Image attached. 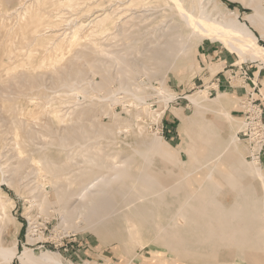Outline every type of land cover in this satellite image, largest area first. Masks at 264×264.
Listing matches in <instances>:
<instances>
[{
	"label": "rangeland",
	"instance_id": "374dc122",
	"mask_svg": "<svg viewBox=\"0 0 264 264\" xmlns=\"http://www.w3.org/2000/svg\"><path fill=\"white\" fill-rule=\"evenodd\" d=\"M57 1L64 2L66 0ZM128 1L129 0H84L83 2V0H79L77 5L72 8L74 11L67 7H63L60 11L56 10L55 16L56 19L58 18V27H56L57 29L55 28L56 30L54 29L56 32L51 29L52 27L50 28L49 25H47L49 30L47 29V26L44 28L45 30L43 34L46 37L44 43L47 45L49 50H53L60 42L64 41V43H68L69 41L73 40L75 34L74 32L77 28H80L78 36L79 41L77 40L76 42L79 45L77 44L74 46L75 48L65 47L62 52L64 58L71 59L75 54L74 52L81 51L82 49L85 50V46L94 41L103 45L105 50L108 48V51L112 52L123 51L126 49L123 47H127V44L135 40L136 35L140 33V29H138L140 20L135 17V13L139 15L141 10H136V7H129ZM146 2H151L152 5L157 3L156 0H146ZM217 2L220 4V6L223 5L221 8L224 7L225 10L226 8H229L239 12V20L244 23H248L245 17L246 14L252 13V8L245 5L240 0H217ZM17 4L18 0L10 4L9 13L12 14L13 9L18 7ZM205 4L209 5H206L208 6L207 10H213L214 7L212 3L209 4L208 2H205ZM1 5L2 3H0V8L2 7ZM79 8L81 10H79ZM82 8L84 10H82ZM159 8L158 14H170L169 10L168 12L164 11L165 8L163 4H161ZM1 10L3 11V8ZM1 12L0 193L4 192L1 193V195L4 194L2 196L5 197L7 201H9L8 204H10L11 207H8L9 218H6L0 211V245L5 248H12L18 245L19 252L23 251L25 248H30L36 255L48 250L56 254L65 264H248V261L244 260L241 255H234V253L231 255V248L226 243L217 244L215 246L216 249L214 251L216 254H213L212 252L206 254H178L165 248L163 244L159 242L156 243L155 241H150L152 236L148 233L145 235L146 237L144 240L140 242L141 244H135L138 247L133 248L132 244L134 243L128 242V237L125 230L126 225L123 218L129 213V211L127 208L123 207L125 199L120 194L128 193L126 188L120 192H113L116 194L110 208L118 207L121 213L114 217V219L109 220L108 223H102L101 225H98L96 228H94L88 224L89 221L83 216H77L72 224L65 223L63 222L66 213L64 210V204H58L57 201H59V199L56 197L57 191L54 190L52 187L53 185H49V183H51L53 180V177L46 175V177L50 176L46 179L44 174H39V176L37 173L36 175L34 172H32L34 170L33 165L31 161H28L27 157L31 156L32 158L37 159L39 156L45 153L49 155L50 158L60 163H65L66 155L61 153V149L59 147L61 144L60 139L68 137L69 135L71 136L73 134H79L78 132L82 133L83 129L86 131L88 130L87 132L90 133L92 130L93 133H95V131L104 133L102 138L100 136L101 134L98 135V142L103 141V144L100 142L101 146L104 145L103 149L106 148L104 151L108 152L109 149L111 152L118 150V152L120 151L121 156L124 158L132 156L133 153L131 151H133L132 149L135 147L148 144L151 141L150 139H152L154 136H159L162 137L163 144L156 149L158 152L154 157V167L160 181L166 184L168 189L171 188V190H169L167 193H172L171 197L174 199V205L171 208L161 212L165 217H170L174 213L178 205L176 202L180 201L185 193H210L209 186L211 185V182L205 181V179L212 168H214L212 174L213 180L222 189H224L223 193H238L247 187L250 188L248 191L254 190L255 193H258L262 197L264 195V187L262 186L261 181L256 178V176L250 170H248L247 167L249 163L256 162V164L258 163L262 168L264 173V163L260 159L252 160L249 157L251 153V147L249 143L238 136L243 127V114L231 112L230 108L233 106L231 105L229 107L230 101L229 99H226V97L223 98L221 102H217V98L214 99L215 96H209L207 91H204L203 95L208 101H204L203 104H206L208 108L205 105L206 109L197 115L196 106L193 104L189 96H196L197 92L203 91V89L199 86L201 85L202 80L207 77L205 76V73L210 71V74L214 75L218 71L222 70L225 65V57L228 58V60L231 59V62L237 65L226 68V70L236 69V71L230 76H238V85L242 84L246 87V91H252L256 83L255 81L253 82L251 71L247 69L246 66L259 65L257 68H260L262 66L264 67L263 62L258 58H253L252 56L250 57V55L241 57L238 53L231 52L225 45L219 42H212L208 40L201 41L199 39L196 43H194V49L191 50L193 51L192 54L189 53V59L186 60L184 55L179 57L175 62V65L170 70L169 66L167 67L168 69L166 68V64L161 66V69L158 70V73L157 70L148 71L149 73L147 74L144 72H141V74L139 71L138 73L140 74H137L136 72L135 76L132 75L133 77L131 79H133V83H139L141 88L143 86L142 89L146 90L148 88L145 93L147 96L144 95L142 102L137 100V103L135 97H133L134 95H131L132 91H129V94L127 91V93H122V91L124 92L125 90H121L119 87L122 80H124V76H120L119 71L116 68H113L109 75H105L99 71L91 72L88 76V79L89 77L90 79L83 82V86L85 85L84 90H87L85 91L86 93L84 90L80 91V89L78 90L79 92H73L67 90L64 87L61 88L62 84H59L60 80L63 79L61 76L65 75L66 77L65 73L70 70L69 67H74L71 69L73 72L75 68L76 70L84 69L86 66L84 62L85 57L81 60L76 58L74 60V64L76 63L75 65L72 64L71 66L72 62L65 60L63 62L61 61V63L59 62L57 64V68L50 69V67L45 66L46 63H49V60L41 58L45 54L44 48H28L21 44V35H19V37H9L5 33V31L2 29L3 25H5L7 28L9 26L12 28L16 27L20 19L17 16L13 17L14 15L11 16L10 14L5 16V14ZM103 12H106L107 14L110 13L114 18V23H116L118 26H112L110 35H108L107 32L103 33L102 35L100 32L97 36H90V29H87V27H89V25L91 27L93 18L98 15L106 14ZM8 16L11 17V20L14 18L15 21H11ZM5 19L8 20L5 21ZM159 20H161V18H159L157 21ZM82 23L85 26H83ZM80 24H82V26ZM251 28L257 36L258 33L261 35L264 31L263 29L261 30V28L264 27ZM143 32L144 30L142 33ZM99 35L101 36L99 37ZM52 36H57V38H53ZM110 39L113 40L111 41ZM143 40L145 41V38ZM143 40L140 41L142 43L134 44L136 48H134L131 52L133 56L131 53H129L127 54V57L130 56V58H134L137 61V66L139 63L143 64L147 58L146 60L148 61H146V63L143 65H148L147 67H150L153 65V62H150L148 59V53H144V48L141 49L144 54L139 50L140 48L144 47V45H147V42L143 45ZM19 41H21L20 44L18 43ZM107 41L109 44H114V46H106V44L109 45ZM259 44L264 46V38L262 40L259 39ZM49 46H51V49ZM113 47H115L117 50L115 49L116 51H114ZM110 48L112 49L110 50ZM136 49L138 50L137 52ZM85 51L84 52L88 54V58H91L93 52L89 50ZM207 52L210 55H206ZM28 54L33 57L31 58L32 61L31 59H26ZM95 54L99 55L98 52H94L93 57ZM9 58L11 61H9ZM25 64H27V66ZM42 65L46 68L42 67ZM129 65L131 66L132 63ZM241 67L243 68L240 70ZM13 68L14 70L12 72ZM64 68H66V71ZM166 69L168 70L167 73L165 72ZM243 70L248 72L249 77H251V81L247 83L242 82L243 76H241V73ZM262 72H264V68ZM151 73L155 74L153 75ZM149 76L151 79H149ZM72 79H76V77H73ZM89 81L92 83V85L90 87L88 84L89 86L86 87V84ZM162 81L163 85H165L164 87L168 91H171L170 94L173 96L168 102L165 101V99L162 98L158 92V88L160 87ZM85 82L86 84H84ZM103 82L106 84H103L104 88L109 86L110 90L106 88L109 93L111 90L116 89H120V93H118L119 90L117 92L114 91L116 94L112 91L115 98L111 97L112 93H110L111 95L107 94V90L104 92L105 89L97 87L99 83ZM98 89L99 91H97ZM261 92L264 96V89L261 90ZM132 94L134 93L132 92ZM82 96H84V99ZM257 97L258 96L255 95V98ZM144 101H146V104H144ZM238 103L239 100L236 102L235 107H237L235 109L243 110L241 107L242 105L238 107ZM87 104L89 105L87 106ZM86 106L89 108H87V115H85V128L82 129L79 126L77 122V116L75 117L73 111L75 108L77 109L79 107L78 109H80ZM148 106L150 107L147 108ZM54 111H58V114L62 118L61 121H54ZM224 111H227L230 119H227V117L223 116ZM113 115L115 117H113ZM189 118L197 120V123L189 127ZM95 120L98 122H94ZM15 121H23V124L17 123L13 125L12 123ZM98 124H100L99 127ZM46 125L50 128H47ZM102 126H106V130H103L104 128ZM114 127L115 134L113 135H115V138L112 137V135H110V133L107 131L113 129ZM117 129L120 132H118ZM17 131L23 137H26L25 140L27 142H30H28L29 144L26 142V147L24 148L26 154H24L25 157H23V159H25L27 162L21 169L23 172L20 171L19 174H14V176L11 174L13 169L12 166H17V159H19L15 158L17 157L18 149L15 138ZM66 131H68L69 134ZM71 131L73 132L71 133ZM86 131L83 130V132ZM98 132L97 134H99ZM140 133H143L144 135H141ZM70 136L68 138H71ZM231 136L238 137V141L235 146L230 145ZM32 137L33 139H31ZM110 142L114 143L110 144ZM228 145H230V147L226 148ZM72 146L73 144L70 139L68 147L72 148ZM36 148H39V151ZM127 149L128 151H124ZM34 151L35 153L32 155V152ZM27 152L29 154H27ZM9 157H11V163L9 162ZM77 161L80 162V164L82 163V159ZM8 162L12 165H10ZM238 162H240V164L239 166L235 165L237 170L234 171V174L232 171H230L231 169L227 164H237ZM137 165L138 163H136L133 168H136ZM9 169L11 171H9ZM24 170L26 171L25 173ZM189 171L191 174L189 177H187L186 181L182 183L183 187H179V185H182L178 183L179 178H184L189 173ZM23 174L28 176L27 179ZM18 175H20V177ZM227 175L231 176L232 182L235 186V191L227 190L224 180V177H228ZM241 176L244 177L243 180L240 179ZM62 183L63 182L60 181L59 184ZM249 183H253V186L249 185ZM198 187H200V189H197ZM179 189L181 190L179 191ZM201 199H203L202 196ZM122 237L124 241L122 240ZM124 242L126 244H124ZM125 245L127 246L128 251H126ZM131 245L132 248H130ZM134 249H136V252ZM132 252H135L134 256L131 255ZM249 255L252 254L249 253ZM0 264L23 263L18 257H16L11 263H3V261L0 259Z\"/></svg>",
	"mask_w": 264,
	"mask_h": 264
},
{
	"label": "bare ground",
	"instance_id": "6f19581e",
	"mask_svg": "<svg viewBox=\"0 0 264 264\" xmlns=\"http://www.w3.org/2000/svg\"><path fill=\"white\" fill-rule=\"evenodd\" d=\"M15 1L16 0H0V3H2L0 12L2 11L1 9L3 8V11L1 13H4L5 16L7 14H10L11 16L14 15L13 17L17 16L20 19L16 27L12 28L8 25L10 28L9 27L7 28L5 25H3L2 29L9 37H13V36L19 37V35H21L22 42L19 41L18 43L20 44L21 42L23 46H26L28 48L31 47L44 48L45 54L41 58L45 60H49V63H46L45 66L50 67V69L57 68V64L65 60H67L68 62H72L71 63L72 66L76 58L78 60H81L85 57L84 62L86 66L84 67V69L76 70L75 68L73 72V70L71 69H73L74 67L73 68L69 67L71 71L69 70L67 73H65L66 77L65 75H63L65 78L60 75L63 78L60 80L59 83L62 84L61 88L64 87L67 90L73 92L78 91L79 89L80 91L84 90L85 85L83 86V82L90 79V77L88 79V76L91 72L99 71L105 75H109L112 69L116 68L118 69L120 76L121 75L124 76V80H122L121 77L122 82L120 83V87H119L121 90H125L124 92L122 91V93L128 92L129 94V91H132L134 94H132L131 92V95H134L133 97H135L136 101L138 100L142 102L146 90L148 88L144 86L145 88H147L145 90L142 89L143 86L142 88L140 87L141 85L139 83H138L139 85L135 82L133 83V79H131L133 77L132 75L135 76L136 72L137 74H140L141 72L147 74L149 73L148 71H154V70H157L158 73V70L161 69V66H164L166 64H167L166 68L169 66V70H170L175 65V62L178 60L179 57L184 55V58L186 60L189 59L190 57L189 55L192 54L193 52L191 50L194 49L193 45L199 39L201 41L208 40L212 42H219L225 45L227 49H229L231 52L238 53L241 57L250 55V57L252 56L253 58L260 59L264 64V46L259 44V37L254 33V31L251 28V27H255V28L264 27V5H263L264 0H240L245 5L252 8V13L246 14L245 17L248 23H244L239 20L238 18L239 12L235 10H231L226 7H225L226 10L224 9V7L221 8V6L223 5L220 6L217 0H156L157 3H155L154 5H152L151 2H146V0H129L128 1L129 7H136V10H141L140 11L141 13L139 15L135 13V17L140 20L139 28H138L140 29V33L136 35V39L129 42L127 44V47H123L124 49L125 48L126 49L120 52L108 51V48L107 50H105L103 45H101L100 43L96 41L90 42L85 46L86 47L85 50H89L93 53L98 52L99 55L95 54V56L93 57V53H92L91 55L92 57L88 58V54L85 53L86 51L81 48L82 49L81 51H78L76 49L78 52H74L75 54L72 57L73 59L64 58L62 52L65 49V47L72 48L78 44L76 42L77 40L79 41L78 36H79L80 28H77L76 31L74 30L75 34L73 40L69 41L68 43L67 42L64 43V41L60 42L58 45H56V47L53 50L51 49V46H49L51 49L49 50L47 45L44 43L46 37L43 34V32L45 30L44 28L47 25H49L50 28L52 27L51 29L53 30L56 27H58L57 25L58 18L56 19L55 16L56 10L60 11L63 7L71 8L72 10V8H74L75 5H77V2L79 0H66L64 2L57 0H18V4H17L18 7L13 9V12L11 14L9 13L10 11L9 7L10 4ZM203 2L204 4L205 2H208L209 4L212 3L214 7L213 10L212 11L210 10L211 12L207 10V7L209 5L208 4L204 5ZM161 4L164 5L165 8L164 11L166 12H168V10L170 11L169 15L167 14L160 15V13L158 14V9H160L159 7ZM79 10L81 9L79 8ZM82 10L84 9L82 8ZM72 11H74V9ZM5 16L3 15L4 18ZM10 18L11 17H9V19ZM159 18H161V20L157 21ZM6 20L8 19H5V21ZM12 20H14V18ZM92 22L93 23L91 27L90 25L89 27L86 26L87 29L88 28L90 29V33H89L90 36H97L98 33L100 32L102 33V35L105 32H107L108 35H110L112 26H118L116 25V23H114V18L111 16L110 13L98 15L95 18H93ZM82 24L80 25L82 26ZM83 26L85 25L83 24ZM47 29L49 30L48 26ZM262 29L264 30V28H261V30ZM143 30L144 32L142 33ZM100 36L101 35H99V37ZM52 37L57 38V36H52ZM261 37L264 38V31L261 34ZM144 38L145 41L143 40ZM110 40L112 41L113 39ZM142 40L144 41L143 45L146 42L147 45H144V47H142L143 46L142 45L141 46L142 48L139 47L140 45L137 47L140 48L139 49L140 51H142L141 49L144 48V53H148L147 54L148 59L150 60V62H153V65L150 67H147L148 66L147 64H146L147 66L143 65L144 63H146V61H148L146 60L147 58L146 59L144 58L145 55L143 57L145 59V62L143 64L139 63L138 66H137V61L134 58L132 57L130 58V56L127 57V54L131 53L132 50L136 48L134 44L142 43L140 42ZM110 45L114 46V44H109V45L106 44V46L111 47ZM113 48L114 51L117 50L115 47ZM111 49L112 48H110V50ZM137 51L138 50L136 49V52ZM141 53H143V51ZM31 58L33 57L30 54H28L26 59L30 60ZM9 61H11V59ZM129 62L132 63L131 66L129 65L130 64ZM27 64L25 65L27 66ZM43 65L42 67H45ZM13 70L14 68L12 69V72ZM64 70L66 71V68H64ZM166 70L165 72L167 73L168 70L167 71ZM139 71L140 73H138ZM155 73H151V74L154 75ZM12 76H16V75H12ZM72 76L76 77V79H72L73 78ZM149 79H151L150 76ZM84 84H86V82ZM88 84L91 87L92 83L90 81L87 82L86 87L89 86ZM103 84L105 83L104 82L99 83L97 87L105 89L104 90L105 92L107 90L106 88L109 89V86L104 88ZM135 84L137 85V87ZM164 86L165 85H163V81H162L160 87L158 88V92L159 95L162 98H164L165 101L168 102L170 99H172L173 96L172 94H170L171 91H168ZM120 89H118L119 90L118 93H120ZM118 90L117 89L111 90L110 93H112V91L117 92ZM85 91L87 90H84V92ZM97 91H99V89ZM49 92H53V91H49ZM110 93L108 91L107 94ZM114 93H112V95ZM203 94L204 91H201V92H197L196 96H192V95L189 96L193 104L196 106L197 115L203 112V110H205L206 107L208 108L206 104H205L206 107L203 104L204 101L205 102L208 101ZM112 95L111 97L115 98V96ZM224 95L220 94L217 97V102H221L222 99L224 98ZM83 97L84 96H82V98ZM144 104H146V101H144ZM88 105L89 104H87V106ZM87 106L78 109L80 107L79 105V107L77 109L75 108L73 111V114L75 115V117L77 116V120H78L77 122L82 129L85 128L84 120H85V115H87L86 113L87 108H89ZM149 107L150 106H148L147 108ZM39 109L41 110L40 107ZM146 109H145V113H146ZM53 114H54L53 115L54 121H61L62 118L58 114V111H54ZM223 116L227 117V119H230L227 111L226 112L224 111ZM113 117L115 116L113 115ZM94 122H98V121L95 120ZM17 123L23 124V121H15L12 124L14 125ZM195 123H197V120H193L190 118L188 119L189 127H191V125L193 126ZM100 124H98V127L100 126ZM105 127L106 126L103 127L104 128L103 130H106ZM47 128L50 127L48 126ZM114 129L115 127L113 129L107 130L108 133L112 135V137L115 136L113 135L115 134ZM83 130L86 131L85 129ZM83 130L82 133L78 132L79 134L76 135L73 134L71 136L69 135L71 138H68L69 137L68 136L63 139H60L61 144L59 147L61 149V153L66 155L65 163L63 162L60 163L50 158V156L45 153L39 156L37 159L32 158L31 156L27 157L28 161H31L33 165L34 170L32 172H34L35 174L37 173L38 175L44 174L45 175L44 177L46 179L49 178L50 176L53 177V180L51 181V183H49V185L50 184L53 185L52 187L54 188L55 191H57L56 197H58L57 199H59V201H57L58 204L59 203L64 204V210L66 213L63 222L72 224L77 216L78 217L83 216L85 217L86 220L89 221L88 224L94 228H96L98 225H101L102 223H106V222L108 223L109 220L114 219V217H116L118 214L121 213L118 207L110 208L112 206L116 194L113 192H120L121 190L126 188L128 193H124V194L120 193V194L125 199L123 207L127 208L129 211V213L125 215L123 218H124V223L126 225L125 230L127 233L128 242L134 243L132 244L133 248L138 247L135 244L139 243L138 245H140L141 244L140 242H142L146 237L145 235L149 233L152 236L150 241H155L156 243L159 242L163 244L165 248L178 254L179 253L206 254L211 252L213 254H216V252L214 251L216 249L215 246L217 244L226 243L231 248L230 249L231 255L232 253H234V255H241L244 260L248 261V264H264V195L261 197L258 193H255L254 190L248 191L250 190V188L247 187L238 193H223L224 189H222L213 180L212 174L214 168H212V170L209 172V174L206 176L205 179V181L211 182V185L209 186L210 193H185L183 195V198L180 199V201L176 202L178 205L174 213L170 217H165L164 215H162L161 212L163 210H167L171 208L174 205V199L171 197L172 193H167L169 190H171V188L168 189V186L160 181L154 167V157L155 154L158 152V150L156 149L157 147L163 144L162 137L152 136L153 138L150 139L151 140L150 143L135 147L134 149H132L133 151H131L133 153L132 156L124 158L121 156L120 151L118 152V150L113 152H111L110 149L108 150V152L104 151V149L106 150V148L103 149L104 145L101 146V143L103 144V141H100L101 143L98 142V135L101 134L100 136L102 138L104 133L101 132L99 133L97 131L99 133L97 134L96 131L95 133H93V130L91 133L87 132L88 130L86 132H83ZM73 131H71V133ZM141 135L144 134L142 133ZM15 138H16V146L18 147L17 157L15 158H19V159H17L18 165L17 166L13 165L12 171L9 169L12 175L19 174L20 171H22L21 169L25 166V163L27 162L25 159H23V157H25L24 154H26L24 149L26 147V142H27L25 140L26 137H23L17 131ZM31 139H33V137ZM70 139L73 144L72 148H70L71 146L68 147ZM237 141H238V137L236 136L230 137V145L235 146L237 144ZM112 143L114 142H110V144ZM230 145H228L226 148H229ZM107 148H111V147H107ZM36 149L38 150L39 148ZM124 151H128V149ZM33 153H35V151L32 152V155H34ZM27 154L29 153L27 152ZM11 157L8 158L10 163L12 161L10 160ZM79 159H82L81 164L80 162L77 161ZM136 163H138V165L136 166V168H133ZM239 164L240 162H238L237 164L234 163L227 165L230 167L231 169L230 171L234 173V171L237 170L235 165L239 166ZM247 169L250 170L256 176V178H258L261 181V184L264 187V173L262 171V168L259 166V164L258 163L256 164V162L249 163ZM25 172L26 171L24 170V173ZM190 174L191 173L189 171V173L184 178H179L178 183L179 184L184 183ZM46 175H50V176L46 177ZM18 176L20 177V175ZM24 176H26V174ZM27 177L28 176H26V179ZM243 178H244L243 176L240 177L241 180H243ZM224 180L227 190L235 191L234 190L235 186L234 183L232 182L231 176L224 177ZM60 181L63 183L59 184ZM252 184L253 183H249V185L253 186ZM179 187L182 188L183 184L179 185ZM197 189H200V187H198ZM180 190L181 189H179V191ZM1 193H0V211L6 218H9L8 207L10 206V204H8L9 201H7L6 198L2 196L4 194L1 195ZM201 196L203 197V199H201ZM122 240L124 241L123 237ZM124 244L126 243L124 242ZM132 245L130 246V248H132ZM125 247H126V251H128L126 245ZM136 249H134V251ZM135 252L134 253L132 252V254L131 253L130 254L134 256ZM249 253H251L252 255H249ZM16 257H18L23 264H65L56 254L48 250L43 251L39 255H36L34 251L30 248H25L23 251L19 252L18 245L12 248H5L2 245H0V259L3 261V263H11L12 260H14Z\"/></svg>",
	"mask_w": 264,
	"mask_h": 264
},
{
	"label": "crops",
	"instance_id": "0c3cea01",
	"mask_svg": "<svg viewBox=\"0 0 264 264\" xmlns=\"http://www.w3.org/2000/svg\"><path fill=\"white\" fill-rule=\"evenodd\" d=\"M258 37L260 40L261 35L258 33ZM210 48V47H209ZM206 55H210L208 52ZM224 68L220 71H218L216 74L212 75L210 74V71L206 72L205 68V76H207L205 79L202 80L201 85L199 86L200 88L203 89V91H207L209 96H215L217 98L220 94L224 95V98L229 99V107L232 105L233 107L230 108L231 112H238L242 114V109H235L236 102L239 100L238 107L241 105L242 100L245 98L246 95V87L244 85H238V76L232 77V75L236 69H229L226 70V68L230 66H237L235 63L231 62V59L228 60V58L225 57L224 60ZM259 65H252V66H246L247 69L251 71L252 75V80L255 81V85L258 86L261 90L264 89V72L263 66L260 68H257ZM256 70V71H255ZM231 78V79H230ZM230 79V80H229ZM242 83V82H241ZM257 102L261 103L262 105L264 102L262 99L258 96ZM239 138L240 135L238 134ZM260 160L264 163V153L262 154Z\"/></svg>",
	"mask_w": 264,
	"mask_h": 264
},
{
	"label": "built area",
	"instance_id": "2783aa9c",
	"mask_svg": "<svg viewBox=\"0 0 264 264\" xmlns=\"http://www.w3.org/2000/svg\"><path fill=\"white\" fill-rule=\"evenodd\" d=\"M243 67L240 68V70ZM243 83L251 81V77L246 70L241 73ZM255 95L259 96L264 102V96L257 85L252 91H246L245 98L241 102L243 114V127L239 133L240 138L247 141L251 147L250 158L260 159L264 153V104L257 102Z\"/></svg>",
	"mask_w": 264,
	"mask_h": 264
}]
</instances>
